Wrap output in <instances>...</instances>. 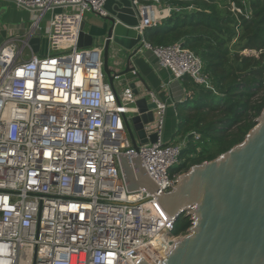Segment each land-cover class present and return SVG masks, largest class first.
Here are the masks:
<instances>
[{
  "label": "built area",
  "instance_id": "built-area-1",
  "mask_svg": "<svg viewBox=\"0 0 264 264\" xmlns=\"http://www.w3.org/2000/svg\"><path fill=\"white\" fill-rule=\"evenodd\" d=\"M171 1H130L137 24L124 27L138 35L136 55L168 71L169 87L187 77L216 94L202 60L183 41L151 46L144 40L147 29L182 11ZM0 2L36 12L27 27L11 30L0 22V264H136L141 258L161 264L182 237L174 235L175 224L187 215L170 217L157 197L176 185L174 166L182 163L189 137L198 143L200 136L165 143L168 105L147 90L155 108L143 130L146 139H156L139 144L135 137L132 147L124 118L131 124L139 115L133 89L122 79L109 86L103 47H78L85 15L109 17L107 0ZM242 5L231 3L230 11L249 20L251 11ZM44 36L47 48L39 56L30 43ZM189 96L185 90L173 102ZM118 154L141 157L159 189L127 191Z\"/></svg>",
  "mask_w": 264,
  "mask_h": 264
},
{
  "label": "water",
  "instance_id": "water-1",
  "mask_svg": "<svg viewBox=\"0 0 264 264\" xmlns=\"http://www.w3.org/2000/svg\"><path fill=\"white\" fill-rule=\"evenodd\" d=\"M95 20L82 22L78 47H103L105 80L113 88L114 80L122 79L137 98L139 91L133 80L139 78L133 65L137 47L117 51L120 61L115 64L111 55V47L116 45L114 19ZM39 45L40 39L31 41L34 53ZM117 47L119 51L122 48ZM133 106L139 115L131 124L126 118L124 122L132 147L137 149L135 137L139 144L155 142V135L146 139L143 130L152 122L155 106L145 98ZM118 157L127 191L144 188L155 193L159 189L141 166V157ZM157 200L170 217L186 214L191 219L187 234L174 243L161 264H264V109L241 143L212 161L192 166ZM136 264L146 262L141 258Z\"/></svg>",
  "mask_w": 264,
  "mask_h": 264
},
{
  "label": "trees",
  "instance_id": "trees-1",
  "mask_svg": "<svg viewBox=\"0 0 264 264\" xmlns=\"http://www.w3.org/2000/svg\"><path fill=\"white\" fill-rule=\"evenodd\" d=\"M242 1L251 11L249 20L230 11L231 3L244 10ZM170 4L182 11L147 29L144 40L151 46L183 41L202 60L216 91L200 88L187 77L182 80L191 94L176 104L177 136L196 133L200 141L194 145L189 137L175 170L181 175L241 143L264 109V0H172ZM189 7L194 11H187ZM245 51L257 55L245 56ZM198 145L200 152L189 160ZM187 161L192 162L190 167ZM190 227V218L183 215L174 235L187 234Z\"/></svg>",
  "mask_w": 264,
  "mask_h": 264
},
{
  "label": "crops",
  "instance_id": "crops-1",
  "mask_svg": "<svg viewBox=\"0 0 264 264\" xmlns=\"http://www.w3.org/2000/svg\"><path fill=\"white\" fill-rule=\"evenodd\" d=\"M131 0H107L105 4V11L108 13V18L114 19L115 27V37L114 41L117 46L122 47L119 51L116 45L111 47V55L115 57L112 60L115 64L120 60L116 59L115 54L123 50H134L138 46V35L135 30H129L124 27V25L134 27L137 24V20L134 15V10L131 7ZM36 12L25 10L23 8L17 7L16 4L12 2H0V22L2 26H5L11 30L19 29L22 24L27 27L32 22ZM44 18L46 25L47 16ZM99 19V16H95L89 13L85 17V21H94ZM29 21V22H27ZM96 21V20H95ZM44 30V29H43ZM5 33H1L0 38H3ZM47 48V45H46ZM41 41L39 49H37V55L41 56L45 54L41 52ZM46 50V49H45ZM122 57V56H121ZM113 58V57H112ZM133 65L135 66L139 78H134L136 88L139 91L136 101L141 98H145L147 103L151 104V101L145 96V91L150 90L156 92L160 99L167 103V111L165 117V126L163 131V140L165 143H172V136L175 133L177 137V130L179 125V120L177 118L176 104L173 101L182 98L185 93L182 85L172 84V86H167L168 82L171 80V75L166 70H158L155 67V62H149L145 57L138 54L133 58ZM136 74V71H134ZM133 75V74H132ZM134 76V75H133ZM125 86L122 83L121 87L118 89H123ZM193 144L196 145L193 141ZM199 147V145L197 146ZM195 153L189 154L194 157Z\"/></svg>",
  "mask_w": 264,
  "mask_h": 264
},
{
  "label": "rangeland",
  "instance_id": "rangeland-1",
  "mask_svg": "<svg viewBox=\"0 0 264 264\" xmlns=\"http://www.w3.org/2000/svg\"><path fill=\"white\" fill-rule=\"evenodd\" d=\"M88 14H86L85 15V17L87 16ZM49 17V15L47 16V18ZM27 22H29V21H27ZM41 28L42 29H44L45 28V22L43 21L42 23H41ZM43 39L41 40V52H44L45 51V49H46V40H45V36L44 37H42ZM1 39H0V43H1ZM25 53H28V51L26 50V52ZM243 55H245V56H255V55H257L255 52H250V51H245V52H243L242 53ZM42 56V55H41ZM127 79H129V78H127ZM120 90L121 89H118L117 88V91L118 92H120ZM190 94H191V92H190ZM192 96V95H191ZM255 122H256V120H255ZM175 140H176V135H175V133L173 134V136H172V143H174L175 142ZM210 150H213V149H210ZM197 157V154L196 155H194V157L191 155L189 158V160H193V159H195ZM188 158V157H187ZM184 161V160H183ZM194 161V160H193ZM187 164L189 165V167L191 166V164H192V162H189V161H187ZM177 167L176 166H174V169H176ZM190 169V168H189ZM184 235H186V234H183L182 236H184Z\"/></svg>",
  "mask_w": 264,
  "mask_h": 264
},
{
  "label": "bare ground",
  "instance_id": "bare-ground-1",
  "mask_svg": "<svg viewBox=\"0 0 264 264\" xmlns=\"http://www.w3.org/2000/svg\"><path fill=\"white\" fill-rule=\"evenodd\" d=\"M176 243V242H175Z\"/></svg>",
  "mask_w": 264,
  "mask_h": 264
}]
</instances>
